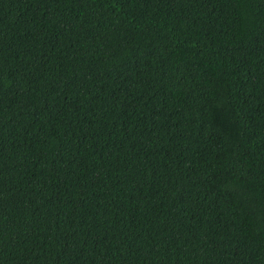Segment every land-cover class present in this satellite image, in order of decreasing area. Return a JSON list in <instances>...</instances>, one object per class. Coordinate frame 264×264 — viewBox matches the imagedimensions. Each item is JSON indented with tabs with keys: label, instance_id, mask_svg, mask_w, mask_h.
Here are the masks:
<instances>
[{
	"label": "trees",
	"instance_id": "trees-1",
	"mask_svg": "<svg viewBox=\"0 0 264 264\" xmlns=\"http://www.w3.org/2000/svg\"><path fill=\"white\" fill-rule=\"evenodd\" d=\"M0 264H264V0H0Z\"/></svg>",
	"mask_w": 264,
	"mask_h": 264
}]
</instances>
